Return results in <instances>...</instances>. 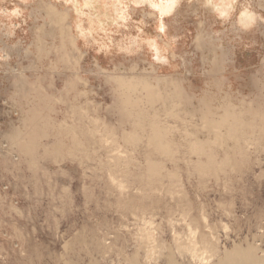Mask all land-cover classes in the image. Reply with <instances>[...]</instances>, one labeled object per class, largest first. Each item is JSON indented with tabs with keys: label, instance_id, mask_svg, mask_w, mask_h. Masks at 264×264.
Wrapping results in <instances>:
<instances>
[{
	"label": "rangeland",
	"instance_id": "obj_1",
	"mask_svg": "<svg viewBox=\"0 0 264 264\" xmlns=\"http://www.w3.org/2000/svg\"><path fill=\"white\" fill-rule=\"evenodd\" d=\"M235 243L264 249V0H0V264Z\"/></svg>",
	"mask_w": 264,
	"mask_h": 264
},
{
	"label": "bare ground",
	"instance_id": "obj_2",
	"mask_svg": "<svg viewBox=\"0 0 264 264\" xmlns=\"http://www.w3.org/2000/svg\"><path fill=\"white\" fill-rule=\"evenodd\" d=\"M170 7V3L167 4H163L161 5V10L162 11H166L168 8ZM50 8V11L52 10L51 6H48V9ZM54 11V10H53ZM246 16V15H245ZM244 16V17H245ZM63 17V16H62ZM250 17H245L243 19V24H245V22H247ZM246 20V21H245ZM73 39V38H72ZM71 39V40H72ZM74 40V39H73ZM157 56L159 57L158 53ZM117 81H119L122 84H126V78L124 77H117L115 78ZM160 81H165L167 82L168 80H165V78H158L157 79V84L160 83ZM143 87L144 89L147 90V93L149 94V96L154 99V98H159L160 97V89L157 86H154L153 84L149 83L147 80H143L142 81ZM172 94V93H171ZM161 98V97H160ZM128 100V99H127ZM174 100V98H173ZM128 102V101H127ZM130 109V108H129ZM126 110V109H125ZM126 115V114H125ZM161 126V125H160ZM152 127H154L153 131V137L151 140H156L159 144H158V148H165V146L162 143V131H160L158 128V124L153 123ZM151 131V130H150ZM38 140V139H37ZM17 141V140H16ZM14 143V142H13ZM172 149V148H171ZM198 150V149H197ZM199 151V150H198ZM213 160V159H212ZM148 164V163H147ZM151 167V166H150ZM204 171V170H202ZM201 171V172H202ZM156 173V172H155ZM228 233V232H227ZM215 234V233H214ZM153 238V237H152ZM147 241V240H146ZM152 241V240H151ZM251 242V241H250ZM154 243V242H153ZM148 244V243H147ZM146 244V245H147ZM206 244V243H205ZM97 245V244H96ZM182 245V244H181ZM191 245V244H190ZM255 245V244H254ZM150 246V245H148ZM153 246L155 247V245L153 244ZM180 246V245H178ZM204 247V246H203ZM207 247V246H205ZM212 248V247H211ZM210 248V249H211ZM260 248V247H259ZM141 249V248H140ZM147 248H145L146 250ZM159 249V248H158ZM171 249V248H170ZM173 249V248H172ZM155 250V249H154ZM180 250V249H179ZM187 250V249H186ZM209 250V249H208ZM261 250V249H260ZM259 250V253H261ZM149 251V249H148ZM158 251V250H157ZM194 251V250H193ZM136 252V251H135ZM138 252V251H137ZM161 252V251H160ZM163 252V251H162ZM171 253V252H170ZM168 254L166 255V263L165 264H179L173 257L172 254ZM258 252H256L255 248L251 245H246V246H242V244H238L235 243L232 245L231 248L224 250L223 254L221 255V257L218 256V258L216 259V261L214 263L211 264H264V249H262V254L258 255ZM139 254V253H138ZM106 255V254H105ZM205 255V254H204ZM176 256V254H175ZM180 256V255H179ZM192 257V256H191ZM199 257V256H198ZM197 257V258H198ZM137 255L136 253H133L131 256H127L126 259L130 262V264H142L138 261L137 259ZM141 258V257H140ZM189 258V257H188ZM151 259V258H150ZM182 259V258H181ZM187 259V258H186ZM86 260V259H85ZM154 260V259H153ZM152 260V261H153ZM197 260V259H196ZM200 260V259H199ZM66 261V260H65ZM195 261V260H194ZM150 262V261H149ZM154 262V261H153ZM65 264H75L72 263V261H66ZM87 264H99L96 260H90Z\"/></svg>",
	"mask_w": 264,
	"mask_h": 264
}]
</instances>
